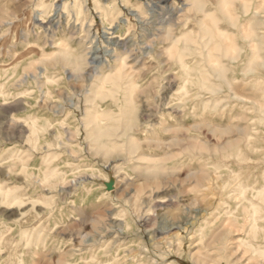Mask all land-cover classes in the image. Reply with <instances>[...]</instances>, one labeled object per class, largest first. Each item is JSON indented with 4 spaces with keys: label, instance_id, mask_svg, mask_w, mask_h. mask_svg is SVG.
<instances>
[{
    "label": "rangeland",
    "instance_id": "rangeland-1",
    "mask_svg": "<svg viewBox=\"0 0 264 264\" xmlns=\"http://www.w3.org/2000/svg\"><path fill=\"white\" fill-rule=\"evenodd\" d=\"M255 14L264 0H0V264H253Z\"/></svg>",
    "mask_w": 264,
    "mask_h": 264
},
{
    "label": "bare ground",
    "instance_id": "bare-ground-1",
    "mask_svg": "<svg viewBox=\"0 0 264 264\" xmlns=\"http://www.w3.org/2000/svg\"><path fill=\"white\" fill-rule=\"evenodd\" d=\"M198 6V5H197ZM243 6V5H242ZM248 6V5H247ZM63 7H64V2L62 1L61 3H57V5H55V17L56 18H59L58 16L59 15H61L60 13H61V11H62V9H63ZM156 7V6H155ZM162 7V6H161ZM261 7V6H260ZM242 8V7H241ZM197 9H200L199 7L197 8ZM243 9H244V7H243ZM246 10L245 11H247V7L245 8ZM249 9V8H248ZM42 11V10H41ZM41 11H37L36 13H35V16H34V20H35V22H42L41 21V16L43 15V13L41 12ZM261 11V10H260ZM136 12H138V11H136ZM164 12V11H163ZM182 12V11H181ZM167 13V12H166ZM246 13V12H245ZM142 14V13H141ZM170 15H171V13H170ZM173 15V14H172ZM171 15V16H172ZM136 16L138 17V18H140V16H139V14H136ZM255 17H256V14H255V16H253V18L251 19V21L254 19V21L256 20V23H257V25L259 26L260 24H264V19H255ZM54 18V17H53ZM182 18V17H181ZM262 18H264V17H262ZM141 20V19H140ZM199 20H201V19H199ZM235 20V19H234ZM233 20V21H234ZM122 21V23H126L128 20H124V19H122L121 20ZM126 21V22H125ZM232 21V22H233ZM250 21V20H249ZM248 21V22H249ZM250 21V22H251ZM249 22V23H250ZM5 23H9V21H7V22H5ZM12 23V22H11ZM252 23V22H251ZM250 23V24H251ZM200 25V24H199ZM216 25H218L217 23H216ZM251 25H253V24H251ZM144 26V25H143ZM124 27V26H123ZM243 27H245V25L243 26ZM217 28H218V26H217ZM217 28H215V29H217ZM48 29H49V27H48ZM120 29H121V27H120ZM234 29H236V28H234ZM53 30V29H52ZM204 30H206V29H204ZM202 29H201V34H202ZM226 31V30H225ZM237 31V30H236ZM48 32V31H47ZM129 32V31H128ZM164 32V31H163ZM204 32V31H203ZM207 32V31H206ZM205 32V33H206ZM253 32H254V30H253ZM50 33V32H49ZM52 33V32H51ZM50 33V34H51ZM166 33V32H165ZM204 33V34H205ZM218 33H220V32H218ZM223 33H225L224 32V30H223ZM227 33H229V32H226L225 33V35L227 34ZM240 33V32H239ZM252 33V32H251ZM250 33V34H251ZM106 34H108V33H106ZM112 34V33H111ZM203 34V35H204ZM209 34H211V32L209 33ZM212 34H214V33H212ZM230 34V33H229ZM244 34V33H243ZM172 35V34H171ZM207 35V34H206ZM217 36H219V34H216ZM215 35V36H216ZM220 35H222V34H220ZM231 35V34H230ZM233 35V34H232ZM235 35V34H234ZM108 36H110V35H108ZM205 36V35H204ZM216 36V37H217ZM252 36V35H251ZM254 36V38H255V40L254 41H256L257 43H259V44H261V41H262V35H259V36H255V35H253ZM222 37V36H221ZM220 37V38H221ZM227 37V35L224 37V39ZM110 38V37H109ZM172 38V37H171ZM218 38V37H217ZM223 38V37H222ZM228 38V37H227ZM229 38H230V36H229ZM122 39V38H121ZM150 39V38H149ZM224 39H221V41L222 40H224ZM109 40V39H108ZM120 40V39H119ZM227 40V39H226ZM193 41H194V38H193ZM232 41V40H231ZM111 42V40H109V46H111L109 49H108V51H107V55L105 56L106 57V59H105V61H106V64L109 62V59L110 60H114V58L116 59L117 57H120V56H117V52H118V50L119 49H122V46H121V44H119V42L118 43H110ZM146 42V41H145ZM153 42V41H152ZM250 42H252L251 40H250ZM125 43V42H124ZM131 43H133V42H131ZM221 43H223V42H221ZM134 44V43H133ZM147 44V43H146ZM246 44V43H245ZM244 44V45H245ZM256 44V43H255ZM126 45V44H125ZM149 45V44H148ZM235 45V44H234ZM234 45H232V47H231V49L232 48H234L233 46ZM254 45V44H253ZM150 46H151V44H150ZM229 46V45H228ZM148 47V46H147ZM152 47V46H151ZM230 47V46H229ZM228 47V48H229ZM242 47V46H241ZM250 47H252V46H250ZM258 47V46H257ZM134 48V47H133ZM144 48V47H143ZM230 49V50H231ZM238 49V48H237ZM237 49L235 48V51H237ZM243 49V48H242ZM244 50V49H243ZM258 50H259V48H258ZM234 50H233V52H235ZM239 51H240V49H239ZM242 51V50H241ZM253 51H254V49H253ZM225 52H227L228 53V55H229V52L230 51H227V50H225ZM232 52V51H231ZM231 52H230V54H231ZM238 52V51H237ZM257 52V51H256ZM259 52V51H258ZM257 52V54H259ZM253 53V52H252ZM224 54V53H223ZM222 54V55H223ZM226 54V53H225ZM235 54V53H234ZM254 54H256V53H254ZM147 55V54H146ZM142 56V55H141ZM144 56V55H143ZM224 56V55H223ZM230 56V55H229ZM235 56L237 57V55L235 54ZM260 56V55H259ZM228 57V56H227ZM257 57V56H256ZM224 58H225V56H224ZM228 58H230V57H228ZM233 58H234V56H233ZM261 58V57H260ZM260 58L258 57V60L260 61ZM76 59V58H75ZM238 59V58H237ZM236 59V60H237ZM92 60V59H91ZM94 60V59H93ZM91 61V62H87V60H85V59H76V60H74L73 62H72V64L75 66V69L77 70V71H81V70H83L84 68H83V66H85V65H87V64H90V65H94V63H95V61ZM231 60V59H230ZM249 60V59H248ZM255 60V59H254ZM256 61V60H255ZM251 62H252V60H251ZM65 63V62H64ZM97 63V62H96ZM241 63V62H240ZM239 63V64H240ZM252 63H254V62H252ZM251 63V64H252ZM102 64H103V62H102ZM219 64H221V63H219ZM242 64V63H241ZM244 64V63H243ZM249 64V63H248ZM250 64V65H251ZM107 65H109V64H107ZM238 65V64H237ZM241 66V65H240ZM262 66H264V63H262ZM220 66H218V68H219ZM236 67V66H235ZM234 67V68H235ZM249 67V66H248ZM41 68V67H40ZM43 68V67H42ZM46 68V67H45ZM215 68V67H214ZM237 68V67H236ZM99 69H101V65L99 64H97V65H95L94 67H93V72H94V75L97 77V78H102L103 77V74L102 73H100V74H102V75H97L99 72ZM38 70V69H37ZM214 70V69H213ZM220 70V69H219ZM223 70V69H222ZM249 69L247 68V71H248ZM49 71V70H48ZM216 71H217V69H216ZM234 71V70H233ZM259 71V70H258ZM37 73H38V71H37ZM41 74H42V70H40V72H39V74H38V76H41ZM79 74V73H78ZM82 74V72H80V75ZM219 74V73H218ZM221 74H222V72H221ZM223 75H225V74H223ZM222 75V76H223ZM29 76H30V74H29ZM33 77H37L36 76V73L34 72V75H32ZM32 77V79H34ZM42 77V76H41ZM44 77V76H43ZM25 78V77H24ZM94 79V78H93ZM29 81V80H28ZM21 83H23V82H21ZM20 83V85H22ZM26 83V82H25ZM243 84V83H242ZM44 85V84H43ZM237 85V88L239 87L238 86V84H236ZM232 86V85H231ZM43 86H40V88H42ZM226 87V86H225ZM89 88H91L90 86H89ZM233 88V87H232ZM240 88V87H239ZM242 88V87H241ZM87 89V88H86ZM243 89V88H242ZM228 90V89H227ZM241 90V89H240ZM239 90V91H240ZM87 91V90H86ZM236 90L234 89V92H235ZM242 91V90H241ZM91 92V91H90ZM238 92V90L236 91V93ZM84 93V92H83ZM87 93V92H86ZM235 94V93H234ZM241 94V93H240ZM91 95V94H90ZM239 95V94H238ZM228 96V95H227ZM230 96V95H229ZM239 96H241V95H239ZM245 96V95H244ZM242 97V96H241ZM23 98V97H22ZM90 99V98H89ZM263 109H264V107H263ZM262 112H264L263 110H262ZM84 114V113H83ZM95 113H93V115H94ZM92 115V116H93ZM93 119V118H92ZM97 126V125H96ZM261 168V167H260ZM262 173V172H261ZM80 180V179H79ZM262 180H264V178L262 179ZM75 183H77L78 184V181L77 180H75ZM74 188H75V186H74ZM250 191V190H249ZM251 193V192H250ZM249 193V194H250ZM255 193H256V191H255ZM263 197V196H262ZM239 199V198H238ZM241 199V198H240ZM263 199V201H264V197L262 198ZM259 200V199H258ZM246 202V201H245ZM245 202H244V204H245ZM249 204V203H248ZM239 205V204H238ZM247 207V206H246ZM247 210V209H246ZM262 213H263V215L261 216V217H259L258 219H257V217H256V215H257V212H255V213H253L251 216H249L250 217V219H249V224L251 223V225L248 227L249 228V231H250V233L249 234H251L250 236H252L251 237V239H253V240H251V241H247L245 244H246V248H247V252H249L250 254H251V259H250V261H252L253 262V264H264V243L263 242H256V241H254V240H256L255 239V236H254V234L252 233V228H253V224H255L256 225V221L258 222L260 219L262 220V219H264V206L262 207ZM249 212H251V211H249ZM247 215V214H246ZM250 215V214H249ZM248 217V216H247ZM248 217V218H249ZM245 220V219H244ZM260 220V221H261ZM263 222V221H262ZM259 224V223H258ZM263 224V223H262ZM111 225V224H110ZM112 225H113V223H112ZM248 225V224H247ZM259 225H261V224H259ZM109 227V226H108ZM243 227H244V229H245V227H246V224H245V226L243 225ZM258 227V226H257ZM119 228H121V227H119ZM118 228V229H119ZM122 229V228H121ZM248 230V229H247ZM239 231V230H238ZM247 232V231H246ZM255 232V231H254ZM243 233H245V232H243ZM248 233V232H247ZM249 236V237H250ZM262 237H263V234H262ZM248 238V237H247ZM259 238H261V236H259ZM261 239H263L264 240V237L263 238H261ZM96 240H97V238H96ZM90 241H92V240H90ZM94 241H95V238H94ZM261 241V240H260ZM258 256V257H257Z\"/></svg>",
    "mask_w": 264,
    "mask_h": 264
}]
</instances>
